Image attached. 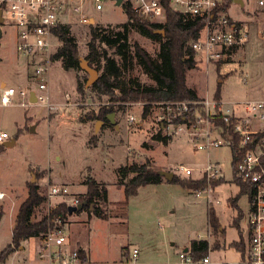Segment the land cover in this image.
Listing matches in <instances>:
<instances>
[{
	"label": "rangeland",
	"instance_id": "374dc122",
	"mask_svg": "<svg viewBox=\"0 0 264 264\" xmlns=\"http://www.w3.org/2000/svg\"><path fill=\"white\" fill-rule=\"evenodd\" d=\"M256 8L255 0H244V5L231 3L228 13L247 23L249 37L220 63L197 60L196 68L188 72L187 83L198 88L200 97H216L223 102L264 99V13ZM96 15L104 31L121 30L127 20L122 5L112 1ZM6 21L8 24L0 25V130L16 141L0 148V191L5 194L0 198V254L12 240L15 217L28 197L30 184H38L47 197V202L33 215V219L39 220L64 201L60 196L48 198L50 183L67 185L70 195L66 198L71 199L74 195L82 197L88 178L93 177L107 188L108 202H98L106 210V217L96 215L93 210L66 216L70 238L86 248L88 264H162L175 261L177 252L190 246L193 240H208V252L214 259L239 260V241L248 237L250 202L238 184L239 179L234 178L232 149L228 145L198 149L186 131L160 129L157 105L143 118V101L113 100L117 90L114 96H100L90 89L80 93L77 78L88 80L89 74L84 70H67L61 61L53 62L48 75L51 107L48 101H31L19 93L12 103L3 105L2 88L10 86L18 90L31 86L32 82L31 73L16 50V28L10 17ZM72 33L77 38L80 57L85 59L91 37L89 26L74 22ZM130 41L138 42L154 60H160L161 40L133 28ZM105 47L99 44L100 49ZM108 51L121 63L112 49ZM96 69L100 76L104 62ZM118 81L121 85H157L136 57ZM219 86L220 96H216ZM66 93H70L69 101ZM107 109L114 110L111 113H115V123L100 118ZM128 112L137 115V120L129 122ZM157 134L162 140L155 139ZM147 161L158 170L174 171L185 179L201 178L200 170L209 162L219 163L223 178L216 180L220 184L211 191L213 203L205 196L197 197L194 193L197 189L184 188L164 177L161 183L140 187L128 204H119L125 199V189L118 184L121 179L118 168ZM182 165L194 169L193 176H185L179 170ZM132 175L122 180L127 182ZM207 185L206 182L198 189ZM210 208L216 212L220 229L214 230L209 224ZM39 243L37 237L24 240L3 264H28L37 254ZM135 248L139 249L140 257L132 262Z\"/></svg>",
	"mask_w": 264,
	"mask_h": 264
},
{
	"label": "built area",
	"instance_id": "2783aa9c",
	"mask_svg": "<svg viewBox=\"0 0 264 264\" xmlns=\"http://www.w3.org/2000/svg\"><path fill=\"white\" fill-rule=\"evenodd\" d=\"M108 1L115 0H0L1 25H6L10 17L16 28V50L31 73V86L21 89L2 88L1 103L9 105L19 93L31 98L34 92L36 101H48L49 71L53 65V55L60 44L55 28L60 24L91 26L98 23L96 13L106 8ZM142 18L165 23L167 7L181 12L189 19H202L204 26L198 37L190 45L195 51L196 60L206 63L218 62L230 57L249 37L246 22L233 18L228 9L234 0H124ZM256 11L264 13V0H255ZM168 5V6H167ZM164 17L163 20L158 18ZM31 68V70H29ZM45 91V92H44ZM71 99L70 93L65 94ZM156 107L158 125L161 130L172 128L173 132L186 131L198 149L238 143L235 165L232 164L234 178L237 177L248 188L250 213L248 219V237L244 240V249L236 261L214 259L211 253L195 257L188 249L177 252L175 261L162 264H264V99L223 102L216 97L204 96L199 100H176L153 102ZM145 103L143 102L142 117ZM129 122L137 120V115L128 112ZM172 131L167 133L168 136ZM11 140L8 132L0 130V142ZM185 176H193L194 169L180 166ZM201 178L208 183L194 193L205 196L209 203L213 182L223 178L219 163L209 162L200 170ZM67 185L50 183L48 198L63 197L69 205L78 204L77 196L71 199ZM5 196L0 192V198ZM53 227L39 238V250L28 264H88L81 256V249L70 238L67 221L56 216ZM140 257V251L132 252V262ZM159 264V263H157Z\"/></svg>",
	"mask_w": 264,
	"mask_h": 264
},
{
	"label": "trees",
	"instance_id": "16d2710c",
	"mask_svg": "<svg viewBox=\"0 0 264 264\" xmlns=\"http://www.w3.org/2000/svg\"><path fill=\"white\" fill-rule=\"evenodd\" d=\"M168 6V5H167ZM122 8L126 13L127 20L123 29L117 31H104L98 23L89 26L90 40L88 42V53L85 59L89 65L97 68L101 61L104 62V71L98 80L92 85H87V79L77 78V90L80 93L87 89L93 90L97 95L114 96L117 90L118 94L113 100L120 101H143L145 103L143 118H146L151 112L153 102L176 101V100H199L201 99L198 88L190 86L187 83L188 72L196 68L197 60L195 51L190 43L195 40L204 26L202 19H189L181 12L172 10L167 7L166 22L159 23L142 18L127 2H123ZM133 28H137L142 34L161 40L159 58L154 60L152 55L142 47L138 42L131 43L130 35ZM155 29H164L165 33H155ZM55 34L59 41L56 52L53 55L54 61H61L65 69L82 71L80 50L76 36L72 33V24H60L55 28ZM102 43L106 47L99 48ZM133 48V49H132ZM108 49L113 50L120 62L115 56L109 54ZM137 58L144 70L156 81L155 87L142 86L139 83L125 84L119 83V78L125 70H128ZM218 61L217 63H220ZM220 86L217 89L216 96H220ZM114 111L107 109L102 112L100 118L109 121L108 115ZM155 139L162 140L159 134L154 136ZM167 141V137H164ZM0 145V148H3ZM238 150V143L233 144L234 154ZM237 161L234 155L233 166ZM149 161L144 163H132L123 165L118 168V184L124 186L125 199L119 201V204H128L129 199L138 194L139 188L148 184L161 183L165 178L158 173ZM133 174L127 182L122 180L123 177ZM189 178V177H188ZM224 180V179H222ZM173 183H179L187 189L195 190L206 184L204 178L185 179L175 174ZM223 181H221L222 183ZM86 193L78 198V203L86 202L81 212L84 210L95 211L96 215L106 217V210L100 208L98 202H108L106 185L99 183L93 177L87 180ZM220 184V181L213 182V186ZM243 192L248 188L242 181L238 180ZM47 202V197L40 190L38 184H30L28 197L21 203L16 214L15 223L12 230V240L0 254V264L6 262L9 256L17 250L24 240L33 237L41 238L47 231L53 227V220L56 216H62L66 219L69 215V204L65 201L51 208L41 219H33L36 209ZM93 205L91 209L90 206ZM236 206V200L234 201ZM1 215V213H0ZM209 224L214 230L220 229L221 225L216 212L213 208L209 210ZM240 251L244 249V240L240 239ZM208 240H193L189 250L195 257L205 255L209 251ZM81 256L87 258L84 249H81Z\"/></svg>",
	"mask_w": 264,
	"mask_h": 264
},
{
	"label": "water",
	"instance_id": "95a60500",
	"mask_svg": "<svg viewBox=\"0 0 264 264\" xmlns=\"http://www.w3.org/2000/svg\"><path fill=\"white\" fill-rule=\"evenodd\" d=\"M236 3H239L240 5H244V0H234ZM116 5L121 6L124 2V0H115ZM3 21V18L0 16V25ZM155 33H165L164 29H155L154 30ZM0 47H1V41H0ZM81 67L82 69L87 72L89 74L88 80H87V85L90 86L92 85L95 81L98 80L99 78V74H98V70L92 66L89 65L88 61L86 59H81ZM31 101H36L37 97L35 96L34 92L31 93ZM114 115L115 113H110L108 115L110 121L112 123H115V119H114ZM16 139L13 138L9 141H5L3 146H11L15 144ZM159 174H161L163 177H165L168 181H173L175 178V172L174 171H166V170H159L158 171ZM86 204V202H80L76 205H69V214H72L74 212H76L77 210H82L84 205ZM90 208H93V205L90 206ZM189 248L186 247L184 250L187 251Z\"/></svg>",
	"mask_w": 264,
	"mask_h": 264
},
{
	"label": "crops",
	"instance_id": "0c3cea01",
	"mask_svg": "<svg viewBox=\"0 0 264 264\" xmlns=\"http://www.w3.org/2000/svg\"><path fill=\"white\" fill-rule=\"evenodd\" d=\"M0 192H2V191H0ZM4 198V197H3ZM3 198H1V199H3ZM16 218V217H15ZM15 223V222H14ZM31 239V238H30ZM78 244V243H77ZM24 246V245H23ZM78 246L80 247V248H82V249H84L85 250V252H86V256H87V260H88V255H87V250H86V248L84 247V246H82V244L80 245V244H78ZM25 247V246H24ZM188 248H189V246H188Z\"/></svg>",
	"mask_w": 264,
	"mask_h": 264
}]
</instances>
